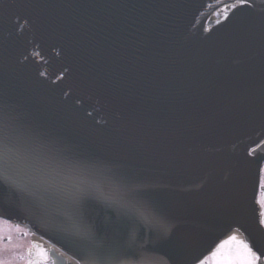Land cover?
<instances>
[{
	"label": "water",
	"instance_id": "water-1",
	"mask_svg": "<svg viewBox=\"0 0 264 264\" xmlns=\"http://www.w3.org/2000/svg\"><path fill=\"white\" fill-rule=\"evenodd\" d=\"M236 3L0 0V125L64 188L22 196L0 180V217L85 264L70 193L127 185L167 240L91 199L96 244L156 249L140 264H197L233 230L263 249L264 0Z\"/></svg>",
	"mask_w": 264,
	"mask_h": 264
},
{
	"label": "snow or ice",
	"instance_id": "snow-or-ice-1",
	"mask_svg": "<svg viewBox=\"0 0 264 264\" xmlns=\"http://www.w3.org/2000/svg\"><path fill=\"white\" fill-rule=\"evenodd\" d=\"M236 7H253L252 0H237ZM251 155V153H250ZM40 157L33 151L15 142L11 133L5 126L0 125V180L3 184L15 193L31 196L35 191L63 193L64 188L57 187V179L40 166ZM66 187V186H65ZM124 192L118 197L105 196L102 193L80 188L70 193L71 203L76 210L74 227L77 235L90 243V247L83 257L85 264H140L143 253L156 251L154 248H147L141 245L138 250L118 242L111 244H96V235L99 231L88 224L82 216V209L91 199H101L108 207L112 208L118 215L128 217L131 220H138L146 225L150 232H154L160 241L167 240L170 228L168 222L161 215L150 209L145 203L137 199L139 190L128 188L124 185ZM259 187L264 189V167L259 169ZM264 207V195L259 201ZM259 227L264 229V212L260 214ZM9 240L11 237L8 238ZM232 248L235 251H232ZM225 249H228L225 252ZM40 255L44 261L47 260V252L41 250ZM31 256V252H29ZM264 256V249L253 250L245 240L238 239L236 235L228 237L216 246L211 253V258L205 257L199 264H258ZM28 264H41L38 260L33 262L29 259ZM159 264H167L163 256ZM264 264V262H261Z\"/></svg>",
	"mask_w": 264,
	"mask_h": 264
},
{
	"label": "flooded vegetation",
	"instance_id": "flooded-vegetation-1",
	"mask_svg": "<svg viewBox=\"0 0 264 264\" xmlns=\"http://www.w3.org/2000/svg\"><path fill=\"white\" fill-rule=\"evenodd\" d=\"M262 195H264V189L259 188L257 201L260 208V214L261 212H264V207H262L261 204L259 203V201L262 198ZM1 231H7V232H5L4 237L0 235V245L8 244V248L10 249L8 251L11 253V255L14 254L13 256H15L14 259L9 258L8 261L4 260L6 264H10L11 262H13V264H28L29 259H31L33 262L39 260L41 264H57L56 255H54L51 251L47 250L46 245L43 244L42 241H38L37 239H35L34 237L36 236L30 233L29 231H27L24 227L0 218V233ZM232 235H236L238 239L245 240L246 242H248L241 233L234 231L231 234H229L226 238L218 242L206 257L211 258V253L215 251L216 246L222 241L227 240L228 237ZM9 237H11L10 240L8 239ZM37 248H41V249L37 251ZM41 250H44L48 254L46 261H44L43 257L40 255ZM253 250L256 251V249ZM227 251L228 249H225V252ZM232 251L234 252L235 249L232 248ZM22 252L25 253V256H19L20 254H22ZM29 252H31V256H29ZM261 262H264V256L261 257ZM261 262H258V264H261ZM210 264H211V259H210Z\"/></svg>",
	"mask_w": 264,
	"mask_h": 264
},
{
	"label": "bare ground",
	"instance_id": "bare-ground-1",
	"mask_svg": "<svg viewBox=\"0 0 264 264\" xmlns=\"http://www.w3.org/2000/svg\"><path fill=\"white\" fill-rule=\"evenodd\" d=\"M263 139L264 138H262L261 140H263ZM261 140H259V141H261ZM256 202H257V200H256ZM232 232H234V231H230L229 233H227L226 235H224L223 236V239L226 238ZM35 236H36V237H34L35 239H37L38 241H42L43 244L46 245V249L47 250H49V251L53 250L55 252V254H57L63 260V263L64 264H67V254L64 251H62L60 248H58L57 246H55L53 243L51 244L50 242L43 240L44 238H40V236H37V235H35ZM250 244L252 245V243H250ZM253 249H255L254 246H253Z\"/></svg>",
	"mask_w": 264,
	"mask_h": 264
},
{
	"label": "rangeland",
	"instance_id": "rangeland-1",
	"mask_svg": "<svg viewBox=\"0 0 264 264\" xmlns=\"http://www.w3.org/2000/svg\"><path fill=\"white\" fill-rule=\"evenodd\" d=\"M5 232H7V231H1L2 234L0 233V235L2 237H4L5 236ZM40 249L41 248H37V251H39ZM8 250H10L8 248V244H1L0 245V264H6V262L4 260L8 261L9 258H11V259L15 258V256H13L14 254L11 255V253ZM19 256H25V253L22 252V254H20ZM10 264H13V262H11Z\"/></svg>",
	"mask_w": 264,
	"mask_h": 264
}]
</instances>
